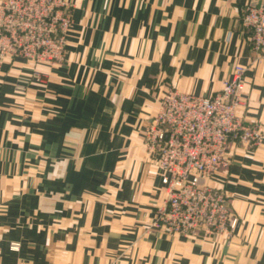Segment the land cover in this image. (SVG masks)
Segmentation results:
<instances>
[{
    "label": "crops",
    "instance_id": "1",
    "mask_svg": "<svg viewBox=\"0 0 264 264\" xmlns=\"http://www.w3.org/2000/svg\"><path fill=\"white\" fill-rule=\"evenodd\" d=\"M65 1L61 63L0 61V264H264V136L208 179L231 236L150 228L166 189L143 138L165 92L212 96L237 64L236 112L264 134V57L240 19L261 0Z\"/></svg>",
    "mask_w": 264,
    "mask_h": 264
},
{
    "label": "built area",
    "instance_id": "2",
    "mask_svg": "<svg viewBox=\"0 0 264 264\" xmlns=\"http://www.w3.org/2000/svg\"><path fill=\"white\" fill-rule=\"evenodd\" d=\"M240 19L250 31L252 52L264 57V0L245 4ZM70 23L65 0H1L0 61L18 57L61 63ZM245 70L235 65L212 96L170 89L159 98L143 138L166 196L150 228L189 235L233 234L238 216L230 210L223 187L208 179L229 163L231 142L253 146L263 139L260 124L236 112ZM9 247L17 249L18 242H9Z\"/></svg>",
    "mask_w": 264,
    "mask_h": 264
}]
</instances>
